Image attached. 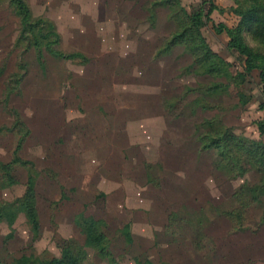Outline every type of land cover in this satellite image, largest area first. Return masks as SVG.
Instances as JSON below:
<instances>
[{
  "label": "rangeland",
  "instance_id": "1",
  "mask_svg": "<svg viewBox=\"0 0 264 264\" xmlns=\"http://www.w3.org/2000/svg\"><path fill=\"white\" fill-rule=\"evenodd\" d=\"M25 1L27 30L0 0V259L60 256L75 240L87 264H108L83 233L101 222L120 264H264V201L238 193L261 173L237 141L239 170L210 146L222 127L264 144L261 71L219 31L240 26L234 1ZM177 5L203 14L227 69L171 45ZM239 28L253 47L250 23ZM236 206L242 229L224 215Z\"/></svg>",
  "mask_w": 264,
  "mask_h": 264
},
{
  "label": "trees",
  "instance_id": "2",
  "mask_svg": "<svg viewBox=\"0 0 264 264\" xmlns=\"http://www.w3.org/2000/svg\"><path fill=\"white\" fill-rule=\"evenodd\" d=\"M235 3L234 12L241 17V24L251 25V35L255 41V45L251 47L248 45L244 38L240 36L242 28L229 29L227 27H221L220 32L227 29L231 35V46L242 56L246 57V71L249 73L253 69H259L261 71L260 78L264 84V0H233ZM18 10L19 16L21 17V22L24 28H34L35 25L31 24L33 17L30 12V8L25 0H10ZM179 7V5H177ZM203 14L195 13L188 14L185 9L181 6L179 11H177L176 19L179 24V29L174 35L171 45L176 44L177 42H185L187 48L191 50L195 56V66L198 67V64H201L200 61L204 58L206 60L204 67L207 69L208 73H215L216 71H221L222 69H227L229 64L219 57L216 53L210 49L209 46H206L205 37L202 34V27L204 23L202 22ZM47 37V36H46ZM49 49V48H48ZM49 51L55 56L61 57L63 59H72L78 56V54H64L56 52L52 49ZM201 51V56L198 55V52ZM204 56V57H203ZM261 134L264 135V123L260 127ZM211 132V130L209 129ZM218 135L210 138L212 143L223 150V153L227 155V158L223 159L224 165L236 166L239 170L242 167V161L234 152L236 151L235 142H238V147L241 152L245 151V158L248 160V164L256 167L261 173V178L259 182L253 185H245L240 188L238 193L243 192L242 195L246 196V206L252 205L254 203H261L264 201V144L258 141H249L243 137L235 136L230 128H224L220 132H216ZM207 147V146H205ZM237 193V194H238ZM249 197V198H247ZM5 203L0 205V220H2L4 212ZM236 210L227 211V215L235 226H240L242 229L245 223L244 213L238 211L240 208L236 206ZM32 219H36L35 213L30 211ZM236 215V217H234ZM264 222V219L262 220ZM99 223L94 222L92 225L85 224V231L88 239L87 246L93 248L99 256L105 258L108 261V264H120L110 252L111 243L107 238L106 227L101 226L99 228ZM104 227V228H103ZM87 250L84 246H81L75 240H66L65 245L62 249V254L60 256H54L52 258H32L22 257L16 259L13 262H6L0 259V264H27L26 260L36 261L38 264H87ZM35 262V263H36ZM32 264V262L28 263ZM137 264H154L152 261H138ZM170 264V263H162Z\"/></svg>",
  "mask_w": 264,
  "mask_h": 264
}]
</instances>
